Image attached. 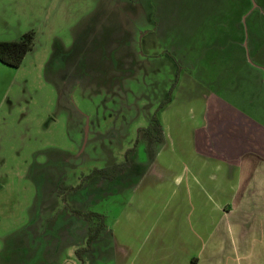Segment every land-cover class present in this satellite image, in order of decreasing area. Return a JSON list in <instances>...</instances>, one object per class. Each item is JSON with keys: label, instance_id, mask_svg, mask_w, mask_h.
Here are the masks:
<instances>
[{"label": "rangeland", "instance_id": "374dc122", "mask_svg": "<svg viewBox=\"0 0 264 264\" xmlns=\"http://www.w3.org/2000/svg\"><path fill=\"white\" fill-rule=\"evenodd\" d=\"M28 30L34 45L22 63L0 60V264H117L114 225L134 182L102 188L86 175L123 160L138 136L132 156L147 158L141 128L179 61L195 73L185 59L226 60L216 44L240 36L255 58L264 0H0V40ZM62 181L82 186L64 199ZM70 206L106 214L84 260L88 220Z\"/></svg>", "mask_w": 264, "mask_h": 264}, {"label": "crops", "instance_id": "0c3cea01", "mask_svg": "<svg viewBox=\"0 0 264 264\" xmlns=\"http://www.w3.org/2000/svg\"><path fill=\"white\" fill-rule=\"evenodd\" d=\"M239 39L216 44L226 60H184L196 71L159 112L163 139L114 181L134 182L117 264H264V46L250 60Z\"/></svg>", "mask_w": 264, "mask_h": 264}, {"label": "trees", "instance_id": "16d2710c", "mask_svg": "<svg viewBox=\"0 0 264 264\" xmlns=\"http://www.w3.org/2000/svg\"><path fill=\"white\" fill-rule=\"evenodd\" d=\"M34 37V31L28 30L24 32L19 38L0 40V60L11 66H19L22 63L27 52L33 48ZM180 71L181 66H178L175 73V78L171 86L169 87L166 97L162 100L159 108L163 107L169 101H171L173 90L180 78ZM157 112L155 111V113H153L149 124L142 128L144 136L152 142L160 141L164 137L162 121ZM139 140L140 139L138 137L134 146L127 149L125 158L123 160L115 161L103 167L95 166L93 170L88 175H86V178H92L99 175L102 181L111 182L115 181L123 175L125 176L127 171H129L132 166L131 155L136 151L137 143ZM79 187L80 184L73 185L62 181L59 185V193L62 194L63 198L65 199L68 191L75 190ZM70 209H72L76 213L81 214L88 220L87 245L77 249V253L79 254L80 258L84 260V253L92 248L94 240L99 237L102 230L106 227V214L92 209L83 210L79 208H73L71 206Z\"/></svg>", "mask_w": 264, "mask_h": 264}, {"label": "flooded vegetation", "instance_id": "af4514ba", "mask_svg": "<svg viewBox=\"0 0 264 264\" xmlns=\"http://www.w3.org/2000/svg\"><path fill=\"white\" fill-rule=\"evenodd\" d=\"M170 51H168V53H169ZM180 63V62H179ZM178 66H180V64L178 65ZM178 66H177V68H178ZM172 84V83H171ZM171 86V85H170ZM175 89V88H174ZM173 94V93H172ZM170 102V101H169ZM162 109V107L161 108H159V109H157V113H158V115H159V112H160V110ZM149 124V123H148ZM145 127V126H144ZM143 128V127H142ZM142 128H141V130H142ZM143 136H144V133H143ZM139 137V136H138ZM145 137V136H144ZM139 139H140V137H139ZM147 139V138H146ZM115 182L114 181H111V182H105V181H102L101 182V184H100V186L102 187V188H106L109 184H114ZM78 184H80V187L82 186V183H78ZM78 184H76V185H78ZM76 190V189H75ZM72 191H74V190H72Z\"/></svg>", "mask_w": 264, "mask_h": 264}, {"label": "water", "instance_id": "95a60500", "mask_svg": "<svg viewBox=\"0 0 264 264\" xmlns=\"http://www.w3.org/2000/svg\"><path fill=\"white\" fill-rule=\"evenodd\" d=\"M87 129V128H86Z\"/></svg>", "mask_w": 264, "mask_h": 264}]
</instances>
